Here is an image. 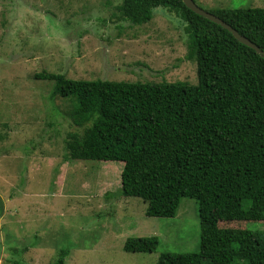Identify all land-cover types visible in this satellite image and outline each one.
<instances>
[{
    "label": "rangeland",
    "instance_id": "1",
    "mask_svg": "<svg viewBox=\"0 0 264 264\" xmlns=\"http://www.w3.org/2000/svg\"><path fill=\"white\" fill-rule=\"evenodd\" d=\"M194 2L207 12L264 8V0ZM119 3L0 0V264H52L62 250L65 264H156L161 253L198 252L196 201L182 199L174 218L146 217L143 201L120 195L122 163L64 161V139L76 131L71 101L35 78L196 85L185 23L155 8L149 23L132 26ZM149 237L154 252H124L128 238Z\"/></svg>",
    "mask_w": 264,
    "mask_h": 264
},
{
    "label": "trees",
    "instance_id": "2",
    "mask_svg": "<svg viewBox=\"0 0 264 264\" xmlns=\"http://www.w3.org/2000/svg\"><path fill=\"white\" fill-rule=\"evenodd\" d=\"M116 8L132 26L149 23L155 8L175 13L197 83L36 75L53 84V97L71 101L66 117L76 131L66 134L64 161L122 163L120 195L143 201L146 217L174 218L182 199L197 202L198 252L161 253L156 264H264V230L243 224L264 223V58L182 0H120ZM209 13L264 51V8ZM158 245L128 238L123 250L150 254ZM67 256L60 251L52 264Z\"/></svg>",
    "mask_w": 264,
    "mask_h": 264
},
{
    "label": "water",
    "instance_id": "3",
    "mask_svg": "<svg viewBox=\"0 0 264 264\" xmlns=\"http://www.w3.org/2000/svg\"><path fill=\"white\" fill-rule=\"evenodd\" d=\"M182 3L192 13H194L195 15L200 16V17L204 18L205 20H207L211 23H214V24L220 26L221 28L225 29L227 32H229L233 36V38L237 42H239L240 44H242V45H244L250 49H252L257 55L264 58V51H261L259 49V47H257L255 44H253L251 41H249L244 36H241L240 34H238V32L235 31L231 26L226 24L224 21H222L221 19H219L215 15L199 8L193 0H182Z\"/></svg>",
    "mask_w": 264,
    "mask_h": 264
}]
</instances>
